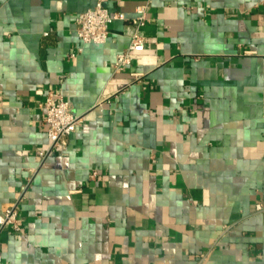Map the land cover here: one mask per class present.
Returning a JSON list of instances; mask_svg holds the SVG:
<instances>
[{
    "label": "crops",
    "instance_id": "1",
    "mask_svg": "<svg viewBox=\"0 0 264 264\" xmlns=\"http://www.w3.org/2000/svg\"><path fill=\"white\" fill-rule=\"evenodd\" d=\"M94 3L0 0V263L264 264V0H108L81 43ZM51 87L82 120L42 160Z\"/></svg>",
    "mask_w": 264,
    "mask_h": 264
},
{
    "label": "built area",
    "instance_id": "2",
    "mask_svg": "<svg viewBox=\"0 0 264 264\" xmlns=\"http://www.w3.org/2000/svg\"><path fill=\"white\" fill-rule=\"evenodd\" d=\"M107 1L95 0L92 7L76 16V33L81 43H104L109 35L110 23L124 18L123 12H109L106 6ZM146 9L147 4H139L135 8L136 15L131 20L133 27L130 31L129 45L125 51L116 54L114 61L116 70L130 65L133 59L144 49L147 39L141 29L146 21ZM78 50L81 51V47H78ZM39 107L43 112V122L46 125V133L50 142L47 149L36 151L37 155L43 160L54 150L63 151L66 149L68 136L76 130L82 117L74 113L70 101L58 87L47 89ZM23 194L19 196L16 202L9 203L1 208L0 230L5 227H10L14 231L20 230L17 208Z\"/></svg>",
    "mask_w": 264,
    "mask_h": 264
}]
</instances>
